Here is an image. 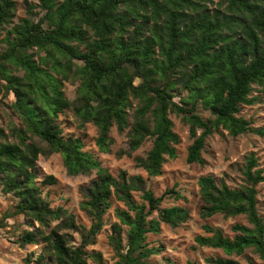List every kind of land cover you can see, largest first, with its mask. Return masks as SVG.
I'll return each instance as SVG.
<instances>
[{
    "label": "trees",
    "instance_id": "obj_1",
    "mask_svg": "<svg viewBox=\"0 0 264 264\" xmlns=\"http://www.w3.org/2000/svg\"><path fill=\"white\" fill-rule=\"evenodd\" d=\"M38 2L44 17L35 24L21 21L9 32L14 39L6 40V51H0L4 88L13 95L14 109L24 126L17 130L19 143L0 142V185L18 200L10 216H22L44 228L57 222L46 235L39 230L26 231L21 245L36 244L38 235L55 264H85L84 247L92 244L101 231L113 197L125 209H115L118 223L113 225L109 245L120 264H142L152 252L145 243L146 234L158 233L160 223L177 226L185 222L188 211L172 206L160 210L158 220L147 221L162 197L156 198L146 189L140 176L121 172L118 179L112 177L92 155L82 151L80 139H64L55 120L72 107L82 123L91 122L98 129L96 146L105 153L111 144L110 128L115 126L119 132L127 129L131 110L129 151H136L147 138L152 139L146 156L135 159L148 178L159 176L166 159L176 156L174 146L179 138L173 132L169 113L180 116L189 126L192 143L187 151L188 164L204 165L201 152L205 140L220 129L232 137L263 135L264 129H253L250 122L236 115L239 105L254 103L249 98L253 85L264 92V0H224L211 11V0ZM12 8L10 0H0V26L11 18ZM44 21L49 24L46 30L42 28ZM31 48L44 52L41 63L26 55ZM73 60L82 62L74 71L80 82L75 105L64 98L61 81L52 75L63 74V61L64 71H69L68 64ZM6 63L22 69L23 76L11 75ZM197 104L212 118L205 121L197 115ZM52 153L62 156L69 175L95 171L96 177L84 187L79 203L91 220L88 230L78 229L71 215L61 208L50 209L39 195L34 183L35 162L38 155ZM255 168L256 161L250 155L243 172L245 185L240 189L217 185L211 176L198 178L201 219L217 214L244 215L251 226L234 225L236 234L230 239L205 225L203 229L210 236H197L198 246L219 249L227 255H240L253 248L264 261V225L255 200V186L264 181V176ZM44 183L54 184L55 180L48 176ZM135 192L141 193L147 212L144 205L133 201ZM122 226L128 228L125 248L120 243ZM72 231L82 238L78 247L71 246L67 239ZM43 258L38 256L36 264H46ZM207 263L239 264L220 258H209Z\"/></svg>",
    "mask_w": 264,
    "mask_h": 264
},
{
    "label": "rangeland",
    "instance_id": "obj_2",
    "mask_svg": "<svg viewBox=\"0 0 264 264\" xmlns=\"http://www.w3.org/2000/svg\"><path fill=\"white\" fill-rule=\"evenodd\" d=\"M13 3L11 18L0 26V51H6L7 39L13 40L14 34L9 33L11 29L21 24V21L28 20L37 23L44 17L45 11L39 6L38 0H10ZM208 4L209 10H214L224 0H211ZM43 29H48L49 24L44 21ZM76 45V44H74ZM83 47L81 46L80 49ZM155 51L158 52L157 48ZM36 63L44 60V52H38L36 48L26 51ZM63 61V74H52L60 80V90L65 99L71 104H77V89L80 85L78 77L74 71L82 66V62L73 60L69 62V71L65 70ZM5 67L11 75L22 77L24 71L16 68L13 64L6 63ZM5 82L0 75V142H20L18 131L24 126L18 112L14 109V97L7 93L4 88ZM178 95V94H176ZM181 95H185L182 93ZM249 98L254 99L252 105H239V113L236 117L250 122L253 129H264V92L262 88L253 85ZM179 97L175 96V101ZM135 106L136 102H132ZM196 114L203 120L212 118L210 113L200 104L196 105ZM132 111H129V127L119 132L115 126L110 128L108 138L111 140L108 152H100L96 146V139L99 136L98 129L91 122L82 123L75 115L72 107L65 109L55 120L61 129L64 139L78 138L83 144L82 151L92 155L101 167L108 170L110 175L118 179L121 172L129 176H140L146 182V189L162 200L157 210L149 213L147 221L158 220V213L164 208L172 206L183 207L188 211V218L185 222L170 226L160 223L158 233L149 232L146 234L145 243L151 249L150 255L143 260L142 264H208L209 258H220L232 260L239 264H264L253 248H247L242 254L227 255L219 249L201 247L195 243L197 236L209 237L203 227L205 225L220 230L224 237L232 239L236 233L232 228L234 225H241L251 228L244 215L235 217H224L217 214L208 219H201L199 210L201 200L197 180L201 176H211L217 185H226L230 189H240L245 185L243 172L250 155L256 161V168L262 171L264 176V134L245 133L237 137H232L222 129L219 133H214L205 140L201 157L204 165L188 164L186 162L187 151L192 143L189 135V126L182 121L180 116L169 113L168 117L173 124V132L177 134L179 143L174 146L175 158H167L161 168V174L157 177L148 178L145 171L137 166L136 158H144L151 149L152 139L147 138L145 142L136 150L129 151L128 132L132 125ZM18 130V131H17ZM199 134V131H197ZM29 137L28 135H26ZM31 140V139H30ZM40 145L36 138H32ZM29 139L26 140V143ZM41 145H44L41 143ZM34 183L38 188L39 195L48 202L50 209L61 208L66 214L71 215L78 229H89L91 220L80 210L79 203L83 200L82 191L88 186L92 179H95V171L84 175L67 174L62 156L59 153H52L47 156L38 155L34 166ZM52 176L54 184H45L44 179ZM256 190V211L264 225V181L255 186ZM174 191L175 194H172ZM133 201L137 205H144L148 211V205L141 198V193H132ZM18 200L13 193L7 192L5 186L0 185V264H36V258L42 255L43 262L55 264L53 258L45 252L46 243L37 235V243L21 245L20 239L26 231L34 233L37 230L43 234H48L50 229L57 224L52 222L49 228L40 227L37 222H27L22 216H10L13 213ZM125 209L122 203L111 198L110 209L103 216V226L101 231L94 238L92 244L84 247L85 264H120L119 257L116 256L109 245L108 238L113 234V225L118 223L115 217V209ZM126 226H122L120 234L121 247L125 248L127 243ZM69 244L78 247L82 243V238L78 232L68 234Z\"/></svg>",
    "mask_w": 264,
    "mask_h": 264
}]
</instances>
